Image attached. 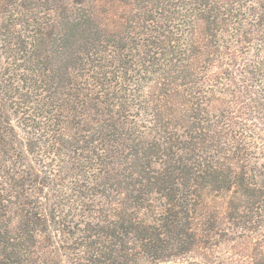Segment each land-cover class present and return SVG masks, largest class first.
Here are the masks:
<instances>
[{
  "label": "trees",
  "instance_id": "16d2710c",
  "mask_svg": "<svg viewBox=\"0 0 264 264\" xmlns=\"http://www.w3.org/2000/svg\"><path fill=\"white\" fill-rule=\"evenodd\" d=\"M0 264H264V0H0Z\"/></svg>",
  "mask_w": 264,
  "mask_h": 264
},
{
  "label": "rangeland",
  "instance_id": "374dc122",
  "mask_svg": "<svg viewBox=\"0 0 264 264\" xmlns=\"http://www.w3.org/2000/svg\"><path fill=\"white\" fill-rule=\"evenodd\" d=\"M98 4H102V1L97 2ZM103 6H100V8H98L100 15H102V17L104 18V20L106 21L107 24L113 25L114 23V19H116L115 17H113V15H119V14H114V10H112L109 13H106L102 11ZM207 205H209L210 207H217L218 209H222L223 205H224V200L225 197L223 195H213V194H209L206 198H205ZM231 244V243H230ZM230 244L229 245H225L223 247V249L225 250V248L227 247V251H225V254H229L231 256H235L233 249L230 248Z\"/></svg>",
  "mask_w": 264,
  "mask_h": 264
}]
</instances>
